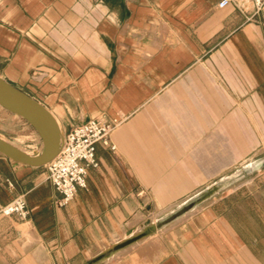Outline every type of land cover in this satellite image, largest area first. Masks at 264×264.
<instances>
[{"label": "crops", "instance_id": "obj_1", "mask_svg": "<svg viewBox=\"0 0 264 264\" xmlns=\"http://www.w3.org/2000/svg\"><path fill=\"white\" fill-rule=\"evenodd\" d=\"M217 2L0 0L2 77L63 132L89 117L120 119L115 149L97 144L87 186L62 206L45 165L0 153V205L22 195L28 208L0 216V264L259 258L256 238L219 206L228 194L212 188L264 142V8Z\"/></svg>", "mask_w": 264, "mask_h": 264}, {"label": "rangeland", "instance_id": "obj_2", "mask_svg": "<svg viewBox=\"0 0 264 264\" xmlns=\"http://www.w3.org/2000/svg\"><path fill=\"white\" fill-rule=\"evenodd\" d=\"M261 112L264 111L258 109V113ZM257 118V129L264 131V116ZM0 136L28 152L38 146V141L41 142L37 132L24 118L1 105ZM246 164H251V167L246 168ZM226 175L231 176L230 180L224 186L213 187L212 193L220 197L228 194L219 206L228 211L230 218L244 231L245 238H256L259 258H245L242 263L264 264V142H260L255 153L244 157Z\"/></svg>", "mask_w": 264, "mask_h": 264}, {"label": "built area", "instance_id": "obj_3", "mask_svg": "<svg viewBox=\"0 0 264 264\" xmlns=\"http://www.w3.org/2000/svg\"><path fill=\"white\" fill-rule=\"evenodd\" d=\"M228 5L243 10L249 6L253 13L264 8V0H218L217 6L223 8ZM120 123V119H104L103 117H89L73 124L63 132V140L57 155L45 164L46 178L60 194L56 204H67L73 199L79 188L87 186L88 168L98 165L96 146L98 143L114 150L115 145L111 134ZM27 203L22 195L0 205V216L16 215L26 217Z\"/></svg>", "mask_w": 264, "mask_h": 264}, {"label": "water", "instance_id": "obj_4", "mask_svg": "<svg viewBox=\"0 0 264 264\" xmlns=\"http://www.w3.org/2000/svg\"><path fill=\"white\" fill-rule=\"evenodd\" d=\"M0 105L24 118L40 137V150L28 152L0 137V153L31 166L45 165L60 150L63 131L52 112L39 100L0 75Z\"/></svg>", "mask_w": 264, "mask_h": 264}, {"label": "bare ground", "instance_id": "obj_5", "mask_svg": "<svg viewBox=\"0 0 264 264\" xmlns=\"http://www.w3.org/2000/svg\"><path fill=\"white\" fill-rule=\"evenodd\" d=\"M1 138H3V137H1ZM245 167L246 168H249V167H251V164H246ZM206 192H207V190H205L203 192H199L192 200L183 202V204L181 205L182 210L183 211H186L189 208L193 207L196 204L197 200H199L202 197H204V195L206 194ZM156 225H157V222H153V226L156 227Z\"/></svg>", "mask_w": 264, "mask_h": 264}]
</instances>
